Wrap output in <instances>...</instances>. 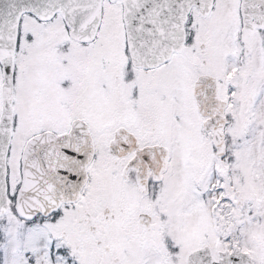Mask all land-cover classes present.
<instances>
[{
	"label": "snow or ice",
	"instance_id": "6c2138e0",
	"mask_svg": "<svg viewBox=\"0 0 264 264\" xmlns=\"http://www.w3.org/2000/svg\"><path fill=\"white\" fill-rule=\"evenodd\" d=\"M0 264H264V0H0Z\"/></svg>",
	"mask_w": 264,
	"mask_h": 264
}]
</instances>
